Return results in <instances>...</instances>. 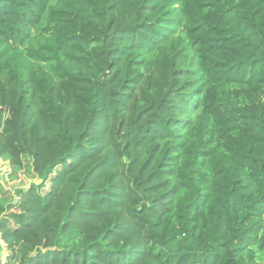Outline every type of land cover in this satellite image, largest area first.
I'll list each match as a JSON object with an SVG mask.
<instances>
[{"label":"trees","instance_id":"obj_1","mask_svg":"<svg viewBox=\"0 0 264 264\" xmlns=\"http://www.w3.org/2000/svg\"><path fill=\"white\" fill-rule=\"evenodd\" d=\"M0 102V264H264V0H0Z\"/></svg>","mask_w":264,"mask_h":264},{"label":"rangeland","instance_id":"obj_2","mask_svg":"<svg viewBox=\"0 0 264 264\" xmlns=\"http://www.w3.org/2000/svg\"><path fill=\"white\" fill-rule=\"evenodd\" d=\"M3 107L0 102V108ZM2 150L0 148V154ZM9 168L2 158H0V185L1 189L10 198V204L14 205L11 208V212L16 215H20L24 222L31 221L37 214V194L29 192L28 189L32 183L37 184V179H31L23 172H19L16 177H10L8 175ZM46 193L43 194L45 200H48L51 196V185L47 184ZM48 194V195H47ZM3 193L0 191V196ZM6 196V197H7Z\"/></svg>","mask_w":264,"mask_h":264}]
</instances>
